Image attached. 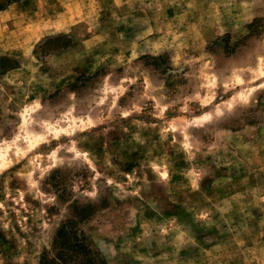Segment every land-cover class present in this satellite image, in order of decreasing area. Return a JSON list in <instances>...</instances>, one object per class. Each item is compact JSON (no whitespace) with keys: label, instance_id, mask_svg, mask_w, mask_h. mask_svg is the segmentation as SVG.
I'll return each mask as SVG.
<instances>
[{"label":"rangeland","instance_id":"374dc122","mask_svg":"<svg viewBox=\"0 0 264 264\" xmlns=\"http://www.w3.org/2000/svg\"><path fill=\"white\" fill-rule=\"evenodd\" d=\"M83 209L96 264H264V0H0V264Z\"/></svg>","mask_w":264,"mask_h":264},{"label":"trees","instance_id":"16d2710c","mask_svg":"<svg viewBox=\"0 0 264 264\" xmlns=\"http://www.w3.org/2000/svg\"><path fill=\"white\" fill-rule=\"evenodd\" d=\"M89 212H82L65 222L56 232L53 239V257L42 256L40 264H96L98 259L92 255L77 230L75 223L88 218ZM77 218L78 221H75Z\"/></svg>","mask_w":264,"mask_h":264}]
</instances>
